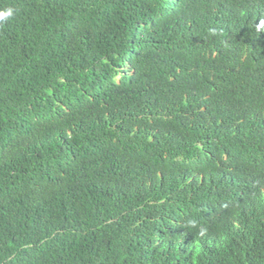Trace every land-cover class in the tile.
<instances>
[{
  "label": "trees",
  "instance_id": "1",
  "mask_svg": "<svg viewBox=\"0 0 264 264\" xmlns=\"http://www.w3.org/2000/svg\"><path fill=\"white\" fill-rule=\"evenodd\" d=\"M0 264H264V0H0Z\"/></svg>",
  "mask_w": 264,
  "mask_h": 264
},
{
  "label": "clouds",
  "instance_id": "2",
  "mask_svg": "<svg viewBox=\"0 0 264 264\" xmlns=\"http://www.w3.org/2000/svg\"><path fill=\"white\" fill-rule=\"evenodd\" d=\"M12 15V10L9 9L7 12H0V19H4L5 17H9Z\"/></svg>",
  "mask_w": 264,
  "mask_h": 264
}]
</instances>
